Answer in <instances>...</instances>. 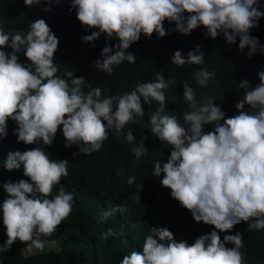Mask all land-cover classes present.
<instances>
[{"label": "clouds", "instance_id": "obj_1", "mask_svg": "<svg viewBox=\"0 0 264 264\" xmlns=\"http://www.w3.org/2000/svg\"><path fill=\"white\" fill-rule=\"evenodd\" d=\"M62 2L23 0L26 7ZM258 3L259 0H71V8L76 9V19L82 26L98 29L83 36L82 42H93L101 34L118 40L113 47L106 44L101 59L94 63L97 70L111 75L114 66L124 61L135 63V54H126V50L141 34L150 38L155 33L157 38H163L176 31L187 36L203 27L212 39L222 33L229 45L239 38V50L247 48L249 57L257 51L264 53V46L258 48V39L249 34L264 17ZM165 21L174 23L175 28L166 31ZM29 28L26 34L5 33L0 26V140L7 136L8 120L16 123L17 142L25 145L50 146L62 126L65 148L77 145L79 153L90 155L101 149L109 130L120 135L135 117H144L145 104L157 102L159 107L148 121L150 131L163 146H170L171 152L166 162L154 163L152 175L163 174L160 183L170 190L171 198L190 212L194 222L212 226L213 230L189 246L186 241L176 242L167 228L151 229L153 234L146 237L142 252H130L120 264H243L241 233L224 235L223 240L220 233L230 232L240 223H246L249 229H264V70L258 73L257 86L249 89L246 80L239 83V88L249 90L235 106L238 114L227 119L214 98L207 97L198 104L194 89L185 82L183 99L190 111L182 114L181 123L175 115L165 114L164 90L169 83L160 73L154 81L140 83L131 92L102 98L99 87L85 92L87 81L74 78L73 71L66 70L64 78L57 75L58 64L53 61L59 40L43 19L30 23ZM4 48H10L11 54ZM21 52L28 64L18 62ZM171 62L176 66L203 65L204 53L199 45L188 52L187 58L177 50ZM214 75L201 67L195 72V80L200 87H207ZM245 105L255 111H243ZM205 125H213L214 130L205 132ZM125 138L135 143L132 131ZM131 152L139 158L146 149L142 143ZM4 161L6 170L22 168L28 180L2 185L6 198L0 204V216L7 240L0 246V253L16 241L27 243L29 252L42 251L45 245L41 237L51 236L72 212V193L61 187L52 196L54 186L68 175L69 162L50 159L41 147L10 152ZM127 183H135V177ZM135 200L139 202V196ZM117 211L124 209L116 206L105 211L102 219ZM109 235H114L111 229L104 238ZM229 243L233 247L225 246Z\"/></svg>", "mask_w": 264, "mask_h": 264}, {"label": "trees", "instance_id": "obj_2", "mask_svg": "<svg viewBox=\"0 0 264 264\" xmlns=\"http://www.w3.org/2000/svg\"><path fill=\"white\" fill-rule=\"evenodd\" d=\"M45 7L51 8V11H43ZM258 7L264 11V0H259ZM37 19H43L59 40L53 61L58 64L57 75L64 78L66 70L73 71L74 78L83 77L87 81L85 92L99 87L102 98H108L131 92L140 83L154 81L156 74L160 73L169 83L164 90L167 98L165 114L175 115L181 123L182 114L190 111L183 99L185 82L194 89L198 104H203L207 97L214 98L227 119L238 114L236 104L243 99L247 90L259 84L258 73L264 70V53L257 51L249 57L247 48L239 50V38L235 44L229 45L222 33L212 39L206 35L203 27H198L187 36L176 31L168 32L163 38H157L155 33L150 38L141 34L139 40L126 50V54H135V63L124 61L114 66L112 74L108 75L97 70L94 63L101 59V51L106 44L113 47L118 40L108 39L101 34L93 42H82L83 36L91 35L98 29H88L77 21L71 0L32 7H26L23 0H0V26L5 33L22 31L26 34L30 30V23ZM257 25L249 30V34L258 39L259 48L264 46V17ZM164 28L168 31L174 29L175 25L165 21ZM197 45L204 53L203 65L176 66L171 62L175 51L179 50L182 57L187 58L188 52ZM3 51L11 54L12 50L4 48ZM18 57L19 63H29L23 52L18 53ZM201 67L215 74L207 87H200L195 80V72ZM245 80L249 89L239 88V83ZM158 107L155 101L145 104L144 117H135L134 122L126 125L120 135L109 130L108 139L101 149L90 155L79 153L77 145L65 148L62 126L50 146L42 143L25 145L17 142L16 123L7 121V136L0 140V204L6 198L2 188L5 182L28 180L22 168L12 171L4 168L7 155L35 147L43 148L50 159L69 162L68 175L54 186L52 196L63 187L74 195V203L71 214L56 231L49 237H41L45 245L42 251L33 249L27 253L28 244L16 241L2 253L6 264H120L130 252H142L146 237L153 234L151 229L167 228L176 242L186 241L189 246L196 238L213 230L212 226L194 222L190 212L171 198L170 190L160 183L163 174L159 177L152 175L154 163L166 162L171 152V147L163 146L150 131L148 121ZM243 111L255 110L245 105ZM212 130L213 125L204 126L205 132ZM128 131L133 132L134 144L125 138ZM142 143L146 152L136 158L131 149L142 146ZM130 177H135V183L131 185L127 183ZM136 196H139V202L135 200ZM116 206L124 211L114 212L102 219L105 211H111ZM0 229L5 231L2 216ZM109 229L114 235L105 239L104 234ZM237 232L241 233L243 239L240 249L243 264H264V229H249L246 223H240L230 232L220 233V238L223 240L224 235ZM3 239L5 243L6 235ZM52 244L55 247H51ZM225 246L233 247L230 243Z\"/></svg>", "mask_w": 264, "mask_h": 264}, {"label": "rangeland", "instance_id": "obj_3", "mask_svg": "<svg viewBox=\"0 0 264 264\" xmlns=\"http://www.w3.org/2000/svg\"><path fill=\"white\" fill-rule=\"evenodd\" d=\"M4 236H5V231L0 229V246H3L4 244V239H3ZM51 247H55V245L52 244ZM27 253H29V251H27ZM0 264H6L4 262V257L2 253H0Z\"/></svg>", "mask_w": 264, "mask_h": 264}]
</instances>
